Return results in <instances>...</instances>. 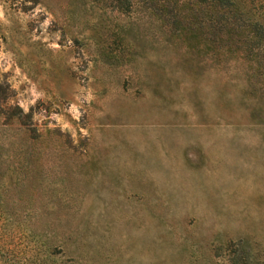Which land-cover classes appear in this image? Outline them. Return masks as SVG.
I'll use <instances>...</instances> for the list:
<instances>
[{"label": "rangeland", "instance_id": "374dc122", "mask_svg": "<svg viewBox=\"0 0 264 264\" xmlns=\"http://www.w3.org/2000/svg\"><path fill=\"white\" fill-rule=\"evenodd\" d=\"M135 16L0 0V264H264V76Z\"/></svg>", "mask_w": 264, "mask_h": 264}, {"label": "trees", "instance_id": "16d2710c", "mask_svg": "<svg viewBox=\"0 0 264 264\" xmlns=\"http://www.w3.org/2000/svg\"><path fill=\"white\" fill-rule=\"evenodd\" d=\"M99 15L117 12L146 27H173L202 53L238 55L264 76V0H88ZM154 25V26H152ZM114 27H128L114 23ZM202 44V47H200Z\"/></svg>", "mask_w": 264, "mask_h": 264}]
</instances>
